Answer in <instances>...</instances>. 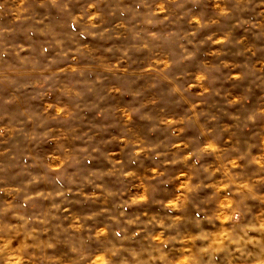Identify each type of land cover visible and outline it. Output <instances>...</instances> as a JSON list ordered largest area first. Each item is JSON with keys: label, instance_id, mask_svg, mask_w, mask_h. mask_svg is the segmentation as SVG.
Instances as JSON below:
<instances>
[{"label": "clouds", "instance_id": "9594fccd", "mask_svg": "<svg viewBox=\"0 0 264 264\" xmlns=\"http://www.w3.org/2000/svg\"><path fill=\"white\" fill-rule=\"evenodd\" d=\"M0 264H264V0H0Z\"/></svg>", "mask_w": 264, "mask_h": 264}]
</instances>
